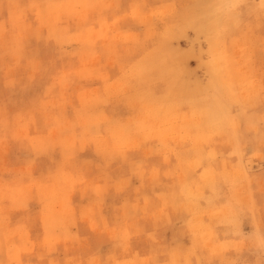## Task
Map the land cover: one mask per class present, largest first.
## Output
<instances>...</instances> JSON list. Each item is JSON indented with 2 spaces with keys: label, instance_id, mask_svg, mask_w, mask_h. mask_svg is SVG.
Wrapping results in <instances>:
<instances>
[{
  "label": "rangeland",
  "instance_id": "1",
  "mask_svg": "<svg viewBox=\"0 0 264 264\" xmlns=\"http://www.w3.org/2000/svg\"><path fill=\"white\" fill-rule=\"evenodd\" d=\"M261 5L0 0V264H264Z\"/></svg>",
  "mask_w": 264,
  "mask_h": 264
},
{
  "label": "snow or ice",
  "instance_id": "2",
  "mask_svg": "<svg viewBox=\"0 0 264 264\" xmlns=\"http://www.w3.org/2000/svg\"><path fill=\"white\" fill-rule=\"evenodd\" d=\"M262 8H264V0H262ZM11 7V5L9 6ZM233 7H236V8H241L243 7L242 5H233ZM260 196H261V200L262 202H264V189L261 190V193H260ZM264 246V245H262ZM27 264H64V261L62 260H47L46 258H41V260L39 261H32V260H29L27 262ZM90 264H106V262L104 261H91ZM187 264H196L195 261H189L187 262ZM222 264H240L239 261H236V260H225V261H222Z\"/></svg>",
  "mask_w": 264,
  "mask_h": 264
},
{
  "label": "bare ground",
  "instance_id": "3",
  "mask_svg": "<svg viewBox=\"0 0 264 264\" xmlns=\"http://www.w3.org/2000/svg\"><path fill=\"white\" fill-rule=\"evenodd\" d=\"M146 73V72H145ZM184 93V92H183ZM170 96V95H169ZM188 106V105H187ZM180 107V106H179ZM190 112V111H189ZM187 114V113H186ZM214 115V114H213ZM210 116H211V114H210ZM209 117V116H208ZM208 117H207V119H208ZM212 120H213V118H212ZM167 121H169V120H167ZM208 121H209V119H208ZM207 121V122H208ZM177 125V124H176ZM185 125V124H184ZM204 126V125H203ZM171 127H172V125H171ZM170 127V128H171ZM176 127V126H175ZM212 127H214V126H212ZM174 128V127H173ZM215 128V127H214ZM206 129V128H205ZM219 129V128H218ZM198 130V129H197ZM203 130V129H202ZM163 131V130H162ZM205 131V130H204ZM183 132V131H182ZM178 137V136H177ZM185 139V138H184ZM104 142V141H103ZM190 145V144H189ZM113 148V147H112ZM184 151V150H183ZM182 152V151H181ZM147 153V152H146ZM203 161V160H202ZM185 163V162H184ZM191 163V162H190ZM197 165V164H196ZM211 166V165H210ZM213 170V169H212ZM235 172V171H234ZM234 175H232V177H233ZM220 179V178H219ZM237 182V181H236ZM208 183V182H207ZM125 184V183H124ZM117 190V189H116ZM191 198V197H190ZM189 199V198H188ZM218 203V202H217ZM196 205H197V203H196ZM213 212V211H212ZM167 218V217H166ZM103 220V219H102ZM168 223V222H167ZM54 235V234H53ZM80 239V238H79Z\"/></svg>",
  "mask_w": 264,
  "mask_h": 264
}]
</instances>
